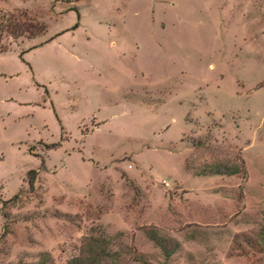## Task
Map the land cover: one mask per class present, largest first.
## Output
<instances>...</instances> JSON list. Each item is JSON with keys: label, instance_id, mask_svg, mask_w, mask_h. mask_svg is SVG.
<instances>
[{"label": "rangeland", "instance_id": "obj_1", "mask_svg": "<svg viewBox=\"0 0 264 264\" xmlns=\"http://www.w3.org/2000/svg\"><path fill=\"white\" fill-rule=\"evenodd\" d=\"M0 48V264H264V0H0Z\"/></svg>", "mask_w": 264, "mask_h": 264}, {"label": "trees", "instance_id": "obj_2", "mask_svg": "<svg viewBox=\"0 0 264 264\" xmlns=\"http://www.w3.org/2000/svg\"><path fill=\"white\" fill-rule=\"evenodd\" d=\"M46 31V30H45ZM43 31V32H45ZM42 32V33H43ZM41 32L35 35H41ZM4 50L2 48H0V52H3ZM23 56V53L21 54V58ZM56 144H48V147H54ZM42 162V166H44V160L41 159ZM38 170H30L28 172L29 175V185L31 186V188L34 187V182L37 178L38 175ZM9 201H4V204L8 203ZM105 246L106 244L102 245L100 251H95L94 254H92V256H89L88 258H81V257H77L74 258L73 260H71V262H69V264H99L101 263L104 259H106L109 255L106 254V250H105Z\"/></svg>", "mask_w": 264, "mask_h": 264}]
</instances>
